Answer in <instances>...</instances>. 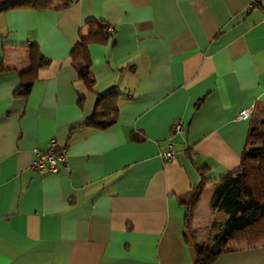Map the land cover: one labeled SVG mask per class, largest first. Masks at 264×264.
<instances>
[{
	"label": "crops",
	"instance_id": "0c3cea01",
	"mask_svg": "<svg viewBox=\"0 0 264 264\" xmlns=\"http://www.w3.org/2000/svg\"><path fill=\"white\" fill-rule=\"evenodd\" d=\"M247 3L57 0L0 11V264H193L186 221L202 240L204 192L209 208L250 124L264 120V14ZM89 19L113 32L88 45L92 89L69 62ZM29 44L47 63L14 96ZM110 88L116 120L84 124ZM51 137L67 144L65 165L31 169L32 148ZM168 143L172 159L160 155ZM211 264H264V238Z\"/></svg>",
	"mask_w": 264,
	"mask_h": 264
},
{
	"label": "trees",
	"instance_id": "16d2710c",
	"mask_svg": "<svg viewBox=\"0 0 264 264\" xmlns=\"http://www.w3.org/2000/svg\"><path fill=\"white\" fill-rule=\"evenodd\" d=\"M55 1L57 0H0V11L47 8ZM60 1L62 8H66L70 0ZM86 24L88 31L85 35L80 34L71 48L69 62L75 68L77 77L92 89L94 76L88 45L111 40L113 32L108 23L99 19H89ZM27 50L29 65L19 74L20 81L14 89V96L27 95L36 78L37 69L47 63L37 44H29ZM118 95L116 88L99 93L94 113L84 124L93 128L112 124L116 120ZM76 129L71 130L69 137ZM64 145L67 146L66 143ZM204 186L205 183L202 182L196 197L189 201L187 210L198 201ZM208 205L211 210L209 226L217 230L212 235V244L196 240V229L190 228V223L186 221L187 233L184 236L193 251V264H211L225 250L242 243L251 245L264 238V120L250 124L239 166L215 184Z\"/></svg>",
	"mask_w": 264,
	"mask_h": 264
},
{
	"label": "built area",
	"instance_id": "2783aa9c",
	"mask_svg": "<svg viewBox=\"0 0 264 264\" xmlns=\"http://www.w3.org/2000/svg\"><path fill=\"white\" fill-rule=\"evenodd\" d=\"M256 7L264 14V0H248L247 9ZM182 127V121L178 120L172 125V131H179ZM68 147L58 143L54 137L49 138L45 148L33 147V158L30 168L39 171H56L60 165H65L67 159ZM174 148L172 143H168L167 148L160 152L165 159L174 158Z\"/></svg>",
	"mask_w": 264,
	"mask_h": 264
},
{
	"label": "rangeland",
	"instance_id": "374dc122",
	"mask_svg": "<svg viewBox=\"0 0 264 264\" xmlns=\"http://www.w3.org/2000/svg\"><path fill=\"white\" fill-rule=\"evenodd\" d=\"M209 192V191H208ZM208 192H204V198L201 200L200 208L198 210V217L197 220L199 222V227L202 228L201 231V239L200 241H203L204 243H211L212 244V235L213 232L216 231V229H213L209 226L210 217H211V210L207 206V198H208ZM213 233V234H212ZM191 240V237L189 238ZM192 242V240H191Z\"/></svg>",
	"mask_w": 264,
	"mask_h": 264
}]
</instances>
